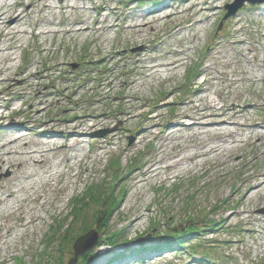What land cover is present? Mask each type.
I'll use <instances>...</instances> for the list:
<instances>
[{
    "label": "rangeland",
    "instance_id": "rangeland-1",
    "mask_svg": "<svg viewBox=\"0 0 264 264\" xmlns=\"http://www.w3.org/2000/svg\"><path fill=\"white\" fill-rule=\"evenodd\" d=\"M6 1L17 4V0ZM60 1L48 0L51 10L41 12L40 6L27 18L26 36L17 42L14 52L5 53L15 58L9 69L5 67L9 58L0 59V118H4L0 119V142L24 135L17 147L30 151L44 134L54 133L58 136L57 145H62L69 138H77L73 130L80 128L84 133L79 134L83 155L95 158L92 163L85 161V166L73 167V175L79 178L74 185L69 183L73 179L65 161L70 156L68 150L48 155L46 168L56 161L63 165V184L67 189L55 180L49 188L41 186L39 193L46 195L44 204H35L34 197L24 202L23 207L30 204V209L38 210L42 218L29 227H21L15 216L1 217V235L10 233L14 237L2 243L0 257L7 259L6 264H72L76 259L74 246L84 236L96 233V248L83 254L95 253L93 264H264V190L245 199L254 176L259 175L256 180L264 179V140L259 143L252 135L254 138L242 145L239 152L242 159L230 158V154L218 159L212 156L187 162V170L174 174L162 170L160 178L150 181L126 200L129 185L125 180L133 173L144 171L147 161L154 163L157 159L153 158L154 147L150 143L140 146L131 158L124 154L136 141L132 134L141 129L143 119L127 126L131 134L122 131L118 135L126 127L119 116L120 90L132 75L133 56L146 49L143 58L149 63L175 60L180 51L185 54L180 57L182 67L171 74L170 82L154 79L129 94L137 92L142 97L146 117L161 107L157 134L174 120L183 103L195 100L194 82L209 79L212 85L207 95L219 101L220 106L222 100L229 98L232 103L237 102L238 95L241 106L256 105L239 122L247 127H262L264 133V81L250 83L253 76L264 80V3L256 6L250 0H221L215 6L209 3L217 0H65L76 11L63 14ZM205 7L212 17L201 28L183 32L177 29L196 19L198 10ZM184 8L189 10L182 14ZM100 9L118 14L112 16V22L149 24L140 33L116 27L105 36L94 35L89 30L95 28ZM175 11L181 14L169 19L168 15ZM157 15L161 20L154 23ZM43 16L53 23L45 21L37 28ZM81 16L87 19V25H75V19ZM64 22L67 26H63ZM70 27L89 30L80 37L61 34ZM55 28L60 34L36 36ZM8 44L0 37L1 49ZM214 47L217 51L211 54ZM206 68L210 75H201ZM242 71L247 80L227 89L230 81L240 79ZM113 79L115 87L110 88L107 83ZM98 88H102V93ZM98 94L100 98L96 97ZM95 99L102 101L95 105ZM103 113L115 115L116 119L109 126L100 125L91 130L80 122L89 114L95 115L96 120H104ZM74 122L79 124L73 126ZM181 122L190 126L195 120L190 116L181 118ZM109 137H114L117 145L99 148L100 141L105 142ZM150 141L153 142V137ZM190 141L174 145L196 144ZM68 145L75 147V142ZM173 152L170 150L168 154ZM15 171L16 183H21L24 171ZM34 171L39 172L36 168ZM10 176L9 168L0 170V184L6 185ZM81 204L82 212L78 216L75 206ZM112 208L114 212L108 222L98 224L104 209ZM190 221L196 222L194 227L199 231L194 235L185 232L188 235H184V248L149 250L162 242L166 244L162 240L172 231L177 234L187 231L192 225H187ZM116 232H121L128 244H120L118 248L107 245L106 239ZM100 241L104 244L99 246ZM198 242L204 250L193 254L190 247ZM141 248L148 251L126 252ZM124 252L123 258H113ZM80 260L78 264L82 263Z\"/></svg>",
    "mask_w": 264,
    "mask_h": 264
},
{
    "label": "bare ground",
    "instance_id": "bare-ground-1",
    "mask_svg": "<svg viewBox=\"0 0 264 264\" xmlns=\"http://www.w3.org/2000/svg\"><path fill=\"white\" fill-rule=\"evenodd\" d=\"M219 1L221 0L215 1L214 4L213 2H210L209 4L216 6L219 5ZM60 2V9L63 14L76 11V9L74 10V7H68L65 0H61ZM91 2L93 1L91 0ZM40 6L42 7L41 12L52 9L48 0H17V4L8 3L6 0L0 1V37L4 38L9 43L7 48H0V59L5 57L9 58V61L5 62V64H7L5 67L8 69L10 68L9 64L13 63L15 58L12 57L11 54L7 56L5 53L14 52L16 50L17 42L27 34L25 29V22L27 18L34 14L35 8ZM22 8L25 9L22 10ZM191 8L190 11L193 10V8ZM187 10H189V8H184L180 12L183 14V12H186ZM198 11L199 15H197V17L201 15V18L196 17V19L189 20L186 25H182L181 28L177 29L181 30V32L195 31V29L197 30L198 28H201L202 25L212 17L210 13H206L209 11L207 7L199 9ZM180 12L175 11L169 14V19L180 15ZM97 15L98 18L95 20L96 26L94 29L89 30V28L86 27L82 30L72 29L70 27L69 29L62 31L61 34L64 33L68 36L80 37L85 35L86 30H89V33L91 34L105 36L106 33L113 31L116 27H119L122 31L132 30L140 33L142 28H145L147 24H149L129 25L127 22L125 24H122V22H112L110 21L112 16H117L118 14L116 12L108 13V11L102 9L97 12ZM86 20L87 19L82 18V16L78 17L75 19V25L84 23L87 25ZM160 20V15L153 18V21H155L154 23L160 22ZM45 21L50 22L51 24L53 23L52 20L43 16L42 19L38 21L37 28L40 23ZM101 23H104L105 26ZM63 26H67L65 22ZM152 27L154 30V26ZM48 34L55 36L60 34V32L55 28L48 33L39 32L36 36L42 37L47 36ZM215 51H217L216 47L213 48L211 54H214ZM147 52L148 50L146 49L143 53L135 54L133 56L135 64L132 68V75L127 79L128 81L125 82V86L120 90L122 94L120 97L122 110L119 116L123 117L122 120L124 121V124H126V127H123L118 135H121L122 131H126L131 134L132 132L127 130L129 129L127 126L132 125V123L138 121L139 119H143L144 124L141 129H138L132 134L136 141L130 146L129 150H125L124 154L127 158H131L132 154L138 151L140 146L150 143L153 144L154 147L153 158L157 159V161L154 163L152 161H147L145 163L146 169L144 171L133 173L125 180L129 185L126 200L130 198L132 193L142 189L144 185H147L150 181L160 178L162 170H166L167 173L174 174L187 170V162H193L212 156H214L213 158L218 159L230 154V158L233 157V159H242V156L239 154L243 147L242 145L254 137L259 141V143L264 140L262 127H247L245 125H241L239 122L244 115H247L250 111L254 110L256 105L253 106L245 103L244 106H241V104L238 103L240 98L238 95L237 102L232 103L229 98V100H222L221 103L223 104L220 106L218 103L219 101H216L207 95V91L209 89L208 87L212 85L210 84L211 79L204 82H194L197 91L195 93V100L189 101L188 104L183 103L179 109L180 112L175 115L174 120L171 121L166 128L160 129V133L157 134L159 132L158 128H160L158 123L161 122L159 119L160 110L162 111L161 107L158 111L154 112L155 114L146 117L147 112L144 109L145 105L141 100L142 97L138 96L137 92L131 96L129 94L131 91L136 90L139 87H143L144 83L154 79H163L164 82H170L172 79L171 74L177 72L178 69L182 67L183 60L180 57L185 54L184 51H180L177 53V56H175V60L149 63L146 61V58H143L146 56ZM240 57L243 59L246 58L243 54H240ZM1 64L3 65L4 63L1 62ZM109 72H112V70H109ZM209 73V68H206L202 71L201 75H210ZM245 74L246 73L242 71L240 79L230 81L227 89H230L238 82H244L247 80L245 78ZM137 77L140 78L137 79ZM252 78L253 79L250 83L253 84L259 81H264L263 78L258 76H253ZM107 85L110 88H114L115 79L108 81ZM203 85H206L207 88L203 89ZM98 92L102 93V88H98ZM96 97L100 98L101 95L98 94ZM220 97L221 95H218V98ZM129 98H131L132 101H128ZM101 101L102 99H95L94 103L95 105H99L97 103H100ZM73 102L74 101L70 100V103ZM92 107H94V105ZM190 116L194 117L195 122L190 126L184 125V123L181 122V118ZM101 118H104V120H96L95 115L89 114L88 116L83 117V120L80 122L86 125V129L91 130L100 125L109 126L110 121L116 119V116L114 115V117H111L109 113H103ZM0 119L3 120L4 118ZM77 124H79V122H74L72 125L76 126ZM80 133H83L80 128L74 129L73 134L77 138H69L66 140L65 144L57 145L59 141L58 136L49 132L42 135L40 140L34 146V149L30 151H22L17 147L19 142L24 140V135L10 140L9 138L4 139L0 142V170L7 168L11 170V176L6 180V185L2 186L0 184V219L6 214L15 216L21 224V227L24 228L32 225L34 221H41L42 218L41 215L38 214V210L35 208L30 209V204H27L26 208L25 206L23 207V205L24 202L33 199V197L35 198L33 201L35 204H44L46 201V195L39 193L40 189L42 190L41 186L44 185L49 188L55 180H57L59 184L64 183L63 172L61 169L63 165L59 161H56L54 164H51L50 167L46 168V158L49 154L60 150H68L70 156H68L65 161L69 166L71 174L70 179H73L69 183H73L75 185L78 182L79 178L72 173L73 167L75 165L85 166V161L92 163L95 158V156L83 155V148L80 145L83 140L81 135H79ZM186 134L188 136H185ZM252 135L254 137H252ZM152 137L153 142L150 141ZM187 139L192 140L190 143L195 142L196 144L186 147L174 145L176 142L185 143ZM71 141L75 142V147H70L68 145ZM112 145H117V143L114 137H109L105 140V142L100 141L99 148L104 149ZM170 150L172 152L176 151L168 154ZM82 158H84V161ZM163 164L165 167H160V165ZM35 168L39 170L38 173L34 171ZM15 170L24 171V174L20 177L21 183H16L14 177L16 172ZM257 177H259V175L254 176L253 185H251L250 189L247 191L245 199L254 195H259L263 192L264 179L260 178L261 180H256ZM74 180L77 181L74 183ZM63 189L66 191V185H64ZM2 229L3 224L0 222V246L6 240L11 241L14 237H11L10 233H7V236L1 235ZM1 249L2 248L0 247V254L3 255V251ZM6 262V258L0 257V264H6Z\"/></svg>",
    "mask_w": 264,
    "mask_h": 264
},
{
    "label": "trees",
    "instance_id": "trees-1",
    "mask_svg": "<svg viewBox=\"0 0 264 264\" xmlns=\"http://www.w3.org/2000/svg\"><path fill=\"white\" fill-rule=\"evenodd\" d=\"M75 207H76V212L75 213H77V215L80 216V214L82 212V204H81L80 207L78 205H76ZM113 212H114V209L113 208L112 209H109V210L104 209V212H102V214H101V215H103L102 216L103 219H101V217H99L98 218L99 219L98 222L100 221L101 223L102 222H104V223L106 222L107 223L108 220L110 219V217L112 216V213ZM100 222L98 224H100ZM190 223H192V225L189 227V229L187 231H183L180 234H177L176 232H173L172 231L173 234L171 233L166 238H164V240H162V241H165L166 244H164V242H162L161 244H159L158 246H156V248H154V249L153 248H150L149 250H152V251H157L158 250V252H163L164 250H166V249H168L170 247L172 248L173 246L176 249H180L184 245V241H183L184 240V235H186V236L188 235V233H185V232H189L190 234L193 233V235H194V233H197L199 231V230H196L197 228L194 227V225L196 224V222H191L190 221V222H187V225L190 224ZM160 239H162V238H160ZM106 240H108V241H106L107 242V245L109 244V246L111 248L112 247L113 248H118V247H120L119 246L120 244L121 245L128 244V242H129L128 240H126V238H124V236L122 235L121 232L120 233L119 232H116L114 234H111ZM102 242H103V240H102ZM101 244H104V243H101V241H100L99 246ZM202 245L203 244H201V242H198L197 244L192 245L190 248L193 250V253L194 252H198L199 253L201 249L204 250L203 249L204 247ZM164 247H168V248H164ZM127 251L130 252L129 254H132V253H135V252L141 253V252H144V251H148V249H146V248H144V249L141 248L139 250H136V249L135 250H131L130 249V250H126V252ZM126 252H124L123 254H121V253L120 254H117L113 258L114 259L123 258L124 254ZM93 256L95 258H93ZM96 257L97 256H95V253H91V254H88V255H85V256L83 255L81 257L80 263L82 262L81 264H93L94 261H95V259H96ZM57 264H60V263H57Z\"/></svg>",
    "mask_w": 264,
    "mask_h": 264
},
{
    "label": "water",
    "instance_id": "water-1",
    "mask_svg": "<svg viewBox=\"0 0 264 264\" xmlns=\"http://www.w3.org/2000/svg\"><path fill=\"white\" fill-rule=\"evenodd\" d=\"M250 1L253 4L263 3L264 2V0H260V1L250 0ZM229 9H231V8H229ZM230 15H231V13L228 15V17ZM86 236H84V237H86ZM84 237L76 245V247L74 246V256H75L76 259H73L72 264H78V261H79L81 255L85 254L88 251L90 252L91 250H93L97 246L96 243L98 241V234H96V233H95V235L94 234H90L86 238H84ZM85 243H87V245H85Z\"/></svg>",
    "mask_w": 264,
    "mask_h": 264
}]
</instances>
